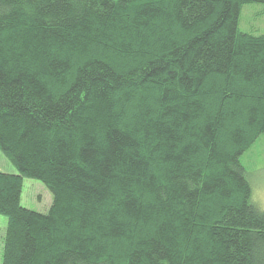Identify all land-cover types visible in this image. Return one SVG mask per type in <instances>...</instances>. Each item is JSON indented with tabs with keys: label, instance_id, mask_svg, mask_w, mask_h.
<instances>
[{
	"label": "trees",
	"instance_id": "16d2710c",
	"mask_svg": "<svg viewBox=\"0 0 264 264\" xmlns=\"http://www.w3.org/2000/svg\"><path fill=\"white\" fill-rule=\"evenodd\" d=\"M264 0H0L1 264H264L240 154L264 132ZM52 192L20 203L22 178Z\"/></svg>",
	"mask_w": 264,
	"mask_h": 264
},
{
	"label": "rangeland",
	"instance_id": "374dc122",
	"mask_svg": "<svg viewBox=\"0 0 264 264\" xmlns=\"http://www.w3.org/2000/svg\"><path fill=\"white\" fill-rule=\"evenodd\" d=\"M238 28L251 33L264 31V2L246 1L241 4L238 14ZM246 177L251 187V198L255 204L264 209V132L258 134L254 141L240 154ZM0 169L18 173V168L0 149ZM52 201V192L40 179L24 175L20 203L28 208L42 212L47 211ZM6 228V216L0 213V264L3 236Z\"/></svg>",
	"mask_w": 264,
	"mask_h": 264
}]
</instances>
